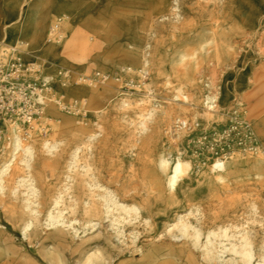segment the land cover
<instances>
[{
  "label": "rangeland",
  "instance_id": "rangeland-1",
  "mask_svg": "<svg viewBox=\"0 0 264 264\" xmlns=\"http://www.w3.org/2000/svg\"><path fill=\"white\" fill-rule=\"evenodd\" d=\"M16 56L51 89L26 137L0 122V264L80 263L94 240L105 264H216L222 227L264 264V0H0V65ZM97 71L119 80L79 79Z\"/></svg>",
  "mask_w": 264,
  "mask_h": 264
},
{
  "label": "built area",
  "instance_id": "built-area-1",
  "mask_svg": "<svg viewBox=\"0 0 264 264\" xmlns=\"http://www.w3.org/2000/svg\"><path fill=\"white\" fill-rule=\"evenodd\" d=\"M61 19L58 18L49 26L48 37L54 42H59L64 36V29L60 25ZM13 50L15 51V48ZM28 69L27 64L19 56H16L5 65H0V122L5 121L11 125L16 124L17 121L14 115H19L27 127L24 130V137L28 135V130L34 126L35 120L41 114V109L36 106L38 104L34 103V98L39 97L40 99L44 91L51 89L48 81L44 79L25 83L23 76H25L24 73ZM111 78L119 80L118 76L111 77L110 74L100 71L79 79L87 85H96ZM18 81L21 82L18 83ZM13 98L16 99V104H14ZM182 124L184 123L181 122L179 126H182ZM2 133L3 131L0 130V136ZM17 138L15 146H18V142L21 141L19 135H17Z\"/></svg>",
  "mask_w": 264,
  "mask_h": 264
},
{
  "label": "bare ground",
  "instance_id": "bare-ground-1",
  "mask_svg": "<svg viewBox=\"0 0 264 264\" xmlns=\"http://www.w3.org/2000/svg\"><path fill=\"white\" fill-rule=\"evenodd\" d=\"M75 1H80V0H75ZM23 151V157L21 158L22 161L26 163L28 166L29 160L33 156V151L30 146H26L21 149ZM16 152L13 151V154H11V158H8L1 164L0 166V185H1V175L8 169L10 162L12 159L16 156ZM162 162L165 164H169V157L168 158H163ZM184 162L181 159H176L172 165L170 166L171 172L169 175V182L171 187L174 186V184L177 181L179 173L182 171ZM222 164V161L217 159L214 166H220ZM101 199L103 200V207L105 208V211L108 212L112 206H117L118 203L116 200L113 199V197L110 195V193L105 192L100 194ZM120 208L122 210H128V207L120 205ZM50 218H55L53 215L49 214ZM181 220V219H180ZM180 226H181V232L180 236H184L188 234L189 229H195V227L190 226L188 222H181L180 221ZM223 231V236L227 237L228 241V246L227 244L223 243L222 239H220L216 245L209 246L212 241L210 240L209 235H207V242L205 243V253L210 257L215 259L216 264H230L231 262H236V257L241 260V264H254L253 261V250L250 247V242H249V237L248 233L246 231H237L233 232L231 236L233 237V240L229 239L228 236H230L229 232L227 231V227H222ZM116 236L119 235L120 230L116 229L115 230ZM199 233V231H198ZM195 234V241L198 240V235ZM240 234L239 236H235V234ZM95 240L93 242H88V244H84V247H88L89 245H92L89 247V249H81L80 245L78 247L73 248V252L79 254L76 256L78 259H82L80 263H78L77 259H75L74 263H69V264H94L93 263V258L98 259V264H105V259L102 255L98 256V248H97V243ZM225 252H231L232 256H230L229 259H224V253ZM262 260H258L256 264H262Z\"/></svg>",
  "mask_w": 264,
  "mask_h": 264
}]
</instances>
